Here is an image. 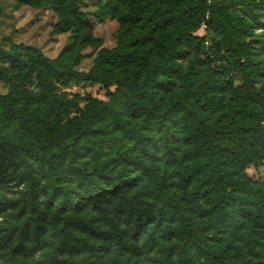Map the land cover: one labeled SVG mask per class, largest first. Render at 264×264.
Instances as JSON below:
<instances>
[{"label": "trees", "instance_id": "1", "mask_svg": "<svg viewBox=\"0 0 264 264\" xmlns=\"http://www.w3.org/2000/svg\"><path fill=\"white\" fill-rule=\"evenodd\" d=\"M45 1L52 33L71 34L55 58L0 44V264H264V180L247 174L264 161V43L250 21L211 0H107L123 28L80 70L87 14ZM74 83L107 99L81 106Z\"/></svg>", "mask_w": 264, "mask_h": 264}, {"label": "rangeland", "instance_id": "2", "mask_svg": "<svg viewBox=\"0 0 264 264\" xmlns=\"http://www.w3.org/2000/svg\"><path fill=\"white\" fill-rule=\"evenodd\" d=\"M106 1L78 0L80 10L87 14L91 23L90 32L93 36L92 44L83 46L81 49L83 56L78 67L80 70H87L92 66L100 47H114L117 43V34L123 28L118 17L105 7ZM211 1L227 8L229 11L245 16L250 21L251 27L257 36L256 41L264 43V5L259 0ZM58 20V13L48 1L22 4L19 0H0V44L5 49H8L13 43L36 46L47 57L55 58L71 37L70 33H52L53 25ZM195 35L206 38L205 45L207 49L215 44V38L212 36L209 26L204 23L201 24ZM261 43H257L256 46ZM262 51V53L258 52L255 58L264 67V50ZM214 64L221 67L226 79L230 80L233 85L240 84L239 76L234 74L224 56L215 61ZM256 81L257 87L264 89V73L259 75ZM67 90L70 93L82 96L81 106L85 103L84 97L86 94L98 99H107L106 90L100 85L74 83ZM6 91V86L0 82V94H4ZM247 174L255 181H263L264 161L250 166L247 169Z\"/></svg>", "mask_w": 264, "mask_h": 264}]
</instances>
